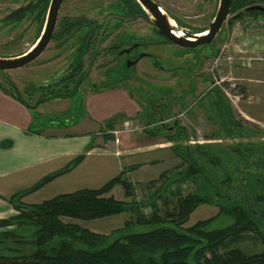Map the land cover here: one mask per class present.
<instances>
[{"label":"rangeland","instance_id":"374dc122","mask_svg":"<svg viewBox=\"0 0 264 264\" xmlns=\"http://www.w3.org/2000/svg\"><path fill=\"white\" fill-rule=\"evenodd\" d=\"M115 1L109 0L111 3ZM158 1L163 3L167 10H173L175 14L181 15L180 10H182L185 15L194 17L186 19V21L194 23L196 27L207 28L213 22V16L209 15L211 7L202 6L200 8L202 0H198L196 2L197 7L191 11L183 10L184 7H181V5L184 4L182 3L167 4L165 3L166 0ZM79 4L73 3L69 5L70 7H65L63 14L78 8ZM213 9L216 12L217 2L213 5ZM233 17H235V14L229 15L217 39L211 45L206 46L207 52L214 46L210 68L215 72L217 87L221 88L220 91L232 105L234 121L242 126V131H247L254 135L251 141L264 142V62L259 60L264 58V29L250 28L249 26L248 29H243L240 34H233V30L239 21L230 23ZM247 17L249 16L247 15L245 18ZM31 31L33 32V30ZM25 36L27 37L25 38ZM24 38L27 45L23 44ZM250 38L260 43L258 51L242 46ZM34 40L35 35L32 33L22 36H19L14 31L2 33L0 34V57L18 56L27 51ZM62 40V37L56 41L53 40L42 57L30 66L6 73L0 71V85L8 91L15 90L7 82L6 76L4 77L5 73L25 102L29 106H35L38 100L36 95L38 94L42 97L44 92H36L33 95L31 94L33 90L27 88V86L33 85V80H41V77L37 75V71L48 69L53 64L54 67L56 66L59 69L58 64L67 62L65 59L67 50L64 49V45L59 47L60 49L55 46ZM17 42L21 43L17 44ZM110 43L111 41H108L103 47L102 53H105L98 62L100 66L91 75V79L95 83L99 84L101 81L106 80L102 75L103 70L106 68L103 67V63H109L112 61V57H105L107 53L104 49ZM72 50L73 48L69 51L71 52ZM61 51L64 54L62 53L63 55L61 54L58 59L43 65L44 61L53 56L55 57ZM186 52L192 53V50ZM241 57H249L256 60V62H253L251 67L243 66L240 60ZM145 63L131 71L128 69V64L126 65L127 68L124 65L121 68H119L120 66L115 68L110 78L105 83L102 82V85L99 84V88L110 87V89H115L107 94L100 95V93L95 95L93 99L91 97L89 99V93H86L85 87L79 94L72 97L70 101H57L47 107L43 106L36 111L34 110L32 113L30 109L28 110L20 104L22 103L20 101L17 105L9 100L0 99V125H6L7 133L9 131L16 132L18 136L25 135L24 133L27 135L28 132H45L46 134L44 137L41 136L43 140L18 139V156L13 159L14 162L58 153L64 149H73L75 147L83 149V147H86L81 154L72 157L66 163L59 161L21 173L13 172L7 175L8 177H1L0 184L5 186L0 191V213L5 214V210H8L10 206L13 207V198L19 192L42 184L47 178L57 172L67 171L80 157L82 159L81 163L73 170L42 185L39 189L24 196L21 201L26 204L39 205L62 194L73 193L85 188L100 189L120 175H123V178L134 185L136 190L135 199L138 201L143 200L150 191L153 192L156 188L161 187L164 180L159 179L165 173L169 176L175 169L181 171V169L188 167L189 164L173 150V145L175 147H191L192 150L196 149L197 146H201L205 148L206 152L210 150V154L215 156L217 151H220L221 170L211 168L207 163H202V165L205 168L207 167L208 178L211 181H214L215 175L220 172L223 177L228 176V158L225 155L222 156V154H232L229 150L230 146L234 142H239V140H232L226 137L221 127L223 116L221 117L216 112L209 111V104L213 100L212 94H207L204 100H201L199 109H190L189 112H186V109H189V105L197 100L198 96L188 97L185 95L182 98L186 101L184 105L181 107L176 106L172 113L167 115H163L161 107H157L159 114L156 113L157 115L152 117V125H149L144 121L143 116L145 114L140 113L141 108L151 111L153 109L152 106L162 103L164 100L159 101L160 96L165 97L169 85L173 83L167 81L168 78L170 79L169 75L165 76V74L152 70L146 67ZM61 75L62 73L59 75L58 72H55L48 78L55 81ZM205 87L199 90V96L206 92ZM120 89L126 90L128 97L121 95L119 93ZM54 91L52 88L45 90V93ZM2 98L4 97L2 96ZM86 99L88 102H86ZM89 104L97 112L95 122L90 121ZM175 117L180 119V123L183 126H186L187 134L179 136V139L172 142L171 138L175 137L176 132L165 130L163 125H171ZM31 119L32 122L30 124ZM111 121H114L113 125H110ZM48 128L53 129V131ZM47 131H51L49 135ZM14 141L13 139H4L0 143V169L10 166L9 160L12 155L9 151L12 150L13 154L17 152L15 149L17 142ZM92 150L95 151L90 153ZM138 152L139 154H137ZM102 154H114L118 158ZM154 180L157 181L156 186L151 185V181ZM197 190V185L194 182L183 183L180 187L173 189V195L166 196L168 204L162 205L160 203L161 213L165 215L167 212H178L179 200L196 194ZM108 196H114L121 201L133 200L126 199L124 189L120 185H117ZM219 212L220 209L217 206L199 204L197 209L191 214L185 227H191L198 222L209 220L217 216ZM146 213L149 214L150 211L148 210ZM17 214L16 211V214L4 219H9ZM130 220L131 215L124 213L94 221L69 219L65 221L77 223L82 228L95 234L110 235L121 231ZM223 225L226 224L223 222ZM219 226L221 225L219 224ZM239 247L250 254L264 250V244L260 240L252 239L246 240Z\"/></svg>","mask_w":264,"mask_h":264},{"label":"trees","instance_id":"16d2710c","mask_svg":"<svg viewBox=\"0 0 264 264\" xmlns=\"http://www.w3.org/2000/svg\"><path fill=\"white\" fill-rule=\"evenodd\" d=\"M247 5L244 0H236L230 15L237 16L243 11L238 20L247 15L250 18L261 15L246 12ZM235 21L231 19V23ZM11 87L14 88L13 83ZM0 89L31 109L15 88L8 91L0 85ZM63 96L57 94L53 99ZM213 101L215 112L223 116L224 135L239 140L230 146L232 154H222L228 158V176L223 177L220 172L215 175V182L211 181L207 167L202 165L207 163L221 170L220 151L215 156L201 146L192 150L173 145L188 167L175 169L169 176L165 173L159 179L164 180L161 187L150 191L143 200L135 199L134 185L120 175L100 189L62 194L39 205L21 201L42 185L73 170L81 163L80 157L67 171L57 172L42 184L14 196L13 207L18 214L0 219V264H264V250L250 254L239 247L248 239L264 244V142L251 141L254 135L242 131V126L234 121L231 103L222 92L216 90ZM143 118L152 125V118L145 115ZM113 124L111 121L110 125ZM187 182L197 185V193L181 198L178 212L162 214L160 203L168 204L166 196L173 195V189ZM117 185L123 187L126 199L133 200L108 196ZM151 185L156 186L157 181H151ZM202 203L219 207V214L185 227ZM124 213H129L131 220L121 231L110 235L95 234L65 221H94Z\"/></svg>","mask_w":264,"mask_h":264},{"label":"flooded vegetation","instance_id":"af4514ba","mask_svg":"<svg viewBox=\"0 0 264 264\" xmlns=\"http://www.w3.org/2000/svg\"><path fill=\"white\" fill-rule=\"evenodd\" d=\"M197 1L198 0H166L165 3H182L184 4L181 5V7H184L183 10L191 11L197 7ZM218 1L219 0L201 1L202 5H200V8H202V6L206 8L211 7V13L209 15L213 16L212 20H214L216 13L214 9L212 10V7L215 2H217L218 5ZM235 1L236 0H234L233 5ZM244 1L248 3L244 8L248 13L256 12L249 11L251 7H264V0ZM153 2L159 5L170 18V27L168 28L166 24L165 29L173 30L184 38L188 39L191 35H202L208 28L196 27L194 23L186 21V19H192L194 17L185 15L182 13V10H180L181 15L175 14L173 10L169 8L170 11L167 10L166 6L158 0H153ZM49 3L50 0H0V34L14 31L19 36H22L32 33L35 35L34 42L30 44V47H32L40 39L45 28ZM73 3H80L79 7L70 10L69 13L66 12L63 14L65 7L68 8L70 7L69 5ZM243 13V11L240 13L242 17ZM146 16L147 12L139 0H116L112 3L109 2V0H64L58 14L57 25L51 42L53 40L56 41L58 38L61 39L62 37L63 40L58 42L55 46L59 48L64 45V49L67 50L65 53L67 62L58 64L59 69H57L56 66L54 67L53 64L48 69L37 71V75L41 77V80H33V85H28L27 88L33 90L31 93L33 95L36 92L40 93V91L44 92V95L42 97L38 94L36 95L38 100L35 106H31V109L36 111L43 106L47 107L53 104L56 100L70 101L72 97L79 94L85 87L86 93L99 92L102 89L99 88L100 85L110 78L111 74L115 71L114 69L119 66V68H121L123 65L127 68L126 65L129 62L135 63L130 68V71L139 68L142 63L147 62L145 63L146 67L165 74V76L169 75L170 79L168 78L167 81L173 83L169 85L166 96H160L159 101L164 100L162 103L160 102L159 105L155 104V106H152L153 109H151V111L148 109L142 111L145 117L152 118L157 115V107H161V113L163 115L172 113L176 106L181 107L184 105L186 101L182 98L185 97V95L188 97L198 96V99L189 105V109H186V112H189L190 109H199L201 100L203 101L207 94H212V98H214L216 90L222 92L220 91L221 88L217 87L218 84L215 81V72L210 68L211 61L213 60L211 55L213 54L214 46L209 52L206 51L207 45H202L193 49L182 48L161 35L159 30L148 22ZM258 16H264V14ZM108 19L109 22L106 23ZM31 30H33V32ZM26 37L27 36H25V38ZM25 38L23 44L27 45ZM99 41L100 47L98 51H96ZM108 41H111V43L104 49L107 53L105 57L111 56L112 61L103 63V67L106 68L103 70L102 75L106 80L101 81L99 85L92 81L91 75L97 67L100 66L98 62L105 53H102V51ZM20 43L21 42H17V44ZM71 48H73V50L70 52L69 50ZM127 50H129V53H126ZM188 50H192V53L186 52ZM62 53L63 51L56 54V58L53 56V59L50 58L44 61L43 65L55 61ZM92 61V69L90 73L87 74ZM55 72L64 73L61 77L52 81L48 76ZM5 76L8 80L7 82L11 86L13 82H11L4 73V77ZM34 81L41 82L36 83ZM204 86H206V92L199 96L198 92ZM14 88L16 89L15 85ZM52 88L55 90L54 92L45 93V90ZM53 94H62L64 96L62 98L53 99L55 96H53ZM213 103L214 101L211 100L209 111L214 113L216 110L213 107ZM173 120L171 125H163V128L169 132L175 131V137L186 135V126L180 123V119L175 117Z\"/></svg>","mask_w":264,"mask_h":264},{"label":"water","instance_id":"95a60500","mask_svg":"<svg viewBox=\"0 0 264 264\" xmlns=\"http://www.w3.org/2000/svg\"><path fill=\"white\" fill-rule=\"evenodd\" d=\"M139 1L141 2L142 6L147 12L146 19L148 20V22L157 30H159V33L164 37H166L168 40H170L172 43L187 49H193V48H198L202 45L212 44L216 39V37L219 35V33L222 31L225 23L227 22V19L231 13L234 2V0H219L213 22L202 33V35L189 36V38L192 39L191 40L189 38L187 39L180 36L179 33H176L173 30L165 29L166 24L168 28L170 27L169 26L170 18L159 5L153 2V0H139ZM63 2L64 0H50L45 28L43 30L40 39L36 42V44H34L32 47H30L26 52L22 53L21 55L14 57L11 56L0 57V71L6 73L8 71L21 69L31 64L32 62L38 60L43 55V53L46 51L47 47L49 46L52 40L57 25L58 14ZM249 11H256L261 14H264V7L261 6L251 7L249 8ZM240 17H242V15L238 14L237 16L233 17V19L238 20L240 19ZM108 22L109 19L107 20L106 23ZM99 47H100V41L98 42L96 51H98ZM126 53H129V50H127ZM133 64L135 63H131V62L128 63L129 70L133 66ZM92 65H93V61L87 71V74L90 73L92 69ZM60 73H62L63 75L64 72H60ZM60 73L58 74L60 75Z\"/></svg>","mask_w":264,"mask_h":264},{"label":"crops","instance_id":"0c3cea01","mask_svg":"<svg viewBox=\"0 0 264 264\" xmlns=\"http://www.w3.org/2000/svg\"><path fill=\"white\" fill-rule=\"evenodd\" d=\"M242 46L243 47L245 46L247 49H251V50L253 49L255 51H258L260 43L257 42L256 40H254L253 38H250V40L249 41H245V43ZM235 48H237V47H235ZM248 80L250 81V79H248ZM113 89H115V88H113ZM113 89H110V87H107L105 89L100 90L99 92H90L88 94L89 95L88 97H89V99H90V97L93 99V97L95 95H99L100 93H101L100 95L107 94L109 91H112ZM119 91H120L119 93L121 95L128 97V93H126V90L120 89ZM0 96H1L0 99L9 100V101L13 102L14 104L18 105L19 101L17 99H15L14 97H12V96L8 95L7 93H5L2 89H0ZM2 96L5 99L2 98ZM88 97H87V99H88ZM87 99H86V102H88ZM57 101H59V102L60 101L61 102H67V101H62V100H56V101H54V103H56ZM20 104L25 106L28 110L30 109L26 105H24L23 103H20ZM88 107H90V109H88L89 115H91L90 116V121L95 122L94 120H95L97 112L94 111V109L90 106V104H89ZM30 111L32 113V111H34V110L30 109ZM140 111H141L140 113H142L143 109L141 108ZM31 122H32V119L30 121V124H31ZM48 129L53 131V129H50V128H48ZM49 132H51V131H49ZM49 132L47 131L48 135H49ZM24 134L25 135L18 136V133H16V132L9 131L7 133L6 125L5 126L4 125H0V143H2L4 139L5 140L6 139H13V140H15L17 142V146L15 147L17 152H16V154H13L12 150L9 151L10 154L12 155L11 159L9 160L10 161V163H9L10 166L5 168V169H0V179H1V177L7 176V175H9L10 173H13V172L21 173L23 171H27V170H30V169H34V168H37V167L45 166V165H48V164H51V163H55V162H59V161L66 163L72 157L77 156L78 154H81L82 150L86 148V147H83V149L80 148V147H75L73 149L69 148L67 150L64 149V150H62V151H60L58 153L47 154V155L42 156V157L39 156V157H35V158H32V159H28V160L21 159L18 162H14L13 159L16 156H18V139L43 140L42 137L46 136L45 132L44 133L28 132L27 135H26V133H24ZM74 138H78V137H74ZM74 140H77V139H74ZM93 151H95V150L90 151V153L93 152ZM155 151H157V150H155ZM149 152H151V151H149ZM4 153H6V152H4ZM143 153H145V152H143ZM137 154H139V152ZM102 155H110V156H113L115 158H118L114 154H102ZM7 177H5V178H7ZM4 186L5 185L0 184V191L2 189H4ZM5 212H6L5 214L4 213H0V219L8 218L11 215L16 214V210L12 206H10V208H8V210H5Z\"/></svg>","mask_w":264,"mask_h":264},{"label":"built area","instance_id":"2783aa9c","mask_svg":"<svg viewBox=\"0 0 264 264\" xmlns=\"http://www.w3.org/2000/svg\"><path fill=\"white\" fill-rule=\"evenodd\" d=\"M240 21V22H239ZM233 30V34L237 33L240 34L243 29L245 28H252V27H257L259 29H264V16H259L257 18H244L243 20H239ZM243 66H248L251 67L253 65V62H256V60L249 58V57H241L240 58ZM260 61L264 62V58H260Z\"/></svg>","mask_w":264,"mask_h":264}]
</instances>
